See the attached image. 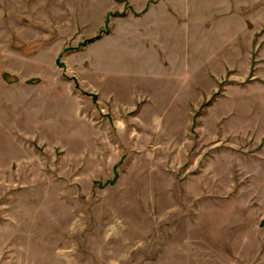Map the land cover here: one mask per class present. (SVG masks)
<instances>
[{"label": "rangeland", "instance_id": "374dc122", "mask_svg": "<svg viewBox=\"0 0 264 264\" xmlns=\"http://www.w3.org/2000/svg\"><path fill=\"white\" fill-rule=\"evenodd\" d=\"M0 0V264H264V0Z\"/></svg>", "mask_w": 264, "mask_h": 264}, {"label": "crops", "instance_id": "0c3cea01", "mask_svg": "<svg viewBox=\"0 0 264 264\" xmlns=\"http://www.w3.org/2000/svg\"><path fill=\"white\" fill-rule=\"evenodd\" d=\"M126 6L135 14L148 15L149 10L163 7V13L168 17L173 14V4L170 0H123Z\"/></svg>", "mask_w": 264, "mask_h": 264}]
</instances>
